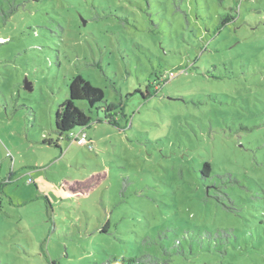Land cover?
<instances>
[{
	"label": "rangeland",
	"instance_id": "obj_1",
	"mask_svg": "<svg viewBox=\"0 0 264 264\" xmlns=\"http://www.w3.org/2000/svg\"><path fill=\"white\" fill-rule=\"evenodd\" d=\"M114 255L264 264V0H0V264Z\"/></svg>",
	"mask_w": 264,
	"mask_h": 264
},
{
	"label": "trees",
	"instance_id": "obj_2",
	"mask_svg": "<svg viewBox=\"0 0 264 264\" xmlns=\"http://www.w3.org/2000/svg\"><path fill=\"white\" fill-rule=\"evenodd\" d=\"M173 72L170 73L172 75ZM104 90L85 79L81 74H76L68 83V97L59 105L56 110L55 123L56 131L60 137L70 132L76 127L80 130H85L93 121L92 115L87 113L84 109L76 105V100H86L91 109L94 107L101 108L100 103L105 102ZM117 108L115 103H106L103 110L108 111ZM106 119L109 122H115L111 113H106ZM79 130V131H80ZM46 142L51 143L52 140L45 139ZM57 144V143H56ZM58 145V144H57ZM209 167L206 163L203 169ZM79 193V192H77ZM158 261L150 255L141 256H121L114 255L109 258L106 264H157Z\"/></svg>",
	"mask_w": 264,
	"mask_h": 264
},
{
	"label": "built area",
	"instance_id": "obj_3",
	"mask_svg": "<svg viewBox=\"0 0 264 264\" xmlns=\"http://www.w3.org/2000/svg\"><path fill=\"white\" fill-rule=\"evenodd\" d=\"M173 75V74H172ZM75 140L80 144H87L88 143V134L84 130L78 131L75 136Z\"/></svg>",
	"mask_w": 264,
	"mask_h": 264
},
{
	"label": "water",
	"instance_id": "obj_4",
	"mask_svg": "<svg viewBox=\"0 0 264 264\" xmlns=\"http://www.w3.org/2000/svg\"><path fill=\"white\" fill-rule=\"evenodd\" d=\"M26 86L29 87V84L27 83Z\"/></svg>",
	"mask_w": 264,
	"mask_h": 264
}]
</instances>
